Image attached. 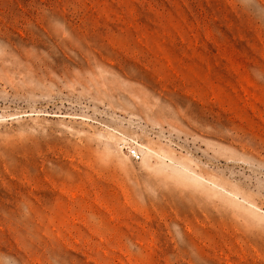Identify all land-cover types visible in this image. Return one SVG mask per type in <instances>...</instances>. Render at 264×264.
Returning a JSON list of instances; mask_svg holds the SVG:
<instances>
[{
    "label": "rangeland",
    "instance_id": "rangeland-1",
    "mask_svg": "<svg viewBox=\"0 0 264 264\" xmlns=\"http://www.w3.org/2000/svg\"><path fill=\"white\" fill-rule=\"evenodd\" d=\"M0 264H264V0H0Z\"/></svg>",
    "mask_w": 264,
    "mask_h": 264
},
{
    "label": "built area",
    "instance_id": "built-area-1",
    "mask_svg": "<svg viewBox=\"0 0 264 264\" xmlns=\"http://www.w3.org/2000/svg\"><path fill=\"white\" fill-rule=\"evenodd\" d=\"M126 143L127 144L126 145L124 144V145L126 146V150H127L128 155L130 156V158L134 161L140 160L142 157V152L139 149L138 145H136V143H134V144H132V143L129 144L128 142H126Z\"/></svg>",
    "mask_w": 264,
    "mask_h": 264
},
{
    "label": "bare ground",
    "instance_id": "bare-ground-1",
    "mask_svg": "<svg viewBox=\"0 0 264 264\" xmlns=\"http://www.w3.org/2000/svg\"><path fill=\"white\" fill-rule=\"evenodd\" d=\"M148 151H151L150 149H148ZM152 152V151H151Z\"/></svg>",
    "mask_w": 264,
    "mask_h": 264
}]
</instances>
